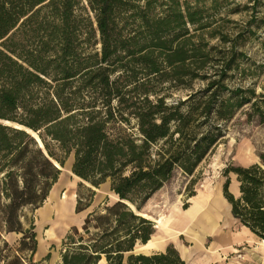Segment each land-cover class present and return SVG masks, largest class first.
<instances>
[{
  "label": "trees",
  "instance_id": "1",
  "mask_svg": "<svg viewBox=\"0 0 264 264\" xmlns=\"http://www.w3.org/2000/svg\"><path fill=\"white\" fill-rule=\"evenodd\" d=\"M86 2L96 27L79 13L83 0H0V182L11 184L8 214L42 207L61 175L51 159L65 167L73 156L72 172L81 180L95 188L110 181L109 191L118 201L108 215L117 218L126 238L108 242L106 234L91 252L81 245L62 264H98L102 256L107 264H186L172 247L150 256L132 254L136 243H147L154 230L125 203L141 210L177 167L192 175L219 138L212 117L229 119L251 103L241 89L227 100L218 98L238 60L239 39L203 22V11L185 0ZM215 37L219 45L209 47ZM95 43L101 51L88 55L84 46ZM210 69L213 75L207 74ZM117 72L122 73L113 80ZM200 80L208 84L199 102L201 91L169 105L148 87L168 81L186 89ZM114 99L119 107H113ZM185 105L189 108L183 111ZM127 112L137 120L140 144L122 126L130 125ZM15 124L37 133L48 156ZM161 142L153 157L152 146ZM230 174L237 176L241 193L238 199L230 194L227 179L224 195L234 217L264 239V167L232 168L225 176ZM17 182H22L21 190ZM35 187L37 199L26 197ZM3 192L9 193L6 187ZM81 203L79 198L77 213L83 211Z\"/></svg>",
  "mask_w": 264,
  "mask_h": 264
},
{
  "label": "rangeland",
  "instance_id": "2",
  "mask_svg": "<svg viewBox=\"0 0 264 264\" xmlns=\"http://www.w3.org/2000/svg\"><path fill=\"white\" fill-rule=\"evenodd\" d=\"M185 1L190 6H197L203 11V22L210 23L215 28L219 27L221 32L232 40L239 39L238 60L234 64V69L228 73V77L223 82L225 87L219 92V102L231 98L233 91L241 89L243 98L251 100V103L244 105L229 119L223 120L217 116L212 117V126L220 128L221 132L217 143L198 165L194 173L192 175L187 174L177 167L172 177L141 205L139 211L155 217L154 207H161L164 211L169 212L172 205L178 201L179 196H181L182 207L188 208L190 197L197 195L207 183L215 186L218 182H224L227 178L225 173L229 169L250 167L254 164L264 167L262 161V157H264V0ZM79 13L83 18H90L96 27L95 14L89 8L86 0H83ZM194 29L191 27V32ZM219 43V37H215L210 40L209 47L219 45ZM230 47L231 43H227L226 48L229 49ZM84 48L88 55H94L101 51V46L97 43L89 47L85 45ZM159 61L163 62L162 59ZM213 71L210 69L207 74L213 75ZM121 73L113 74L112 79H117ZM207 84L206 81L200 80L193 82L186 89H181L173 88L170 82L164 81L152 82L148 84V87L150 90H155L159 97H164L166 103L171 105L188 99L189 95L194 92L201 91L203 94H200L196 99L199 102L202 96L207 94L204 92ZM212 92L213 90L208 95ZM155 99L156 96L150 94V100L154 101ZM112 105L119 107V100L114 99ZM188 108L185 105L182 110L186 111ZM128 113L125 117L129 118L130 125L124 124L122 126L124 128L126 126L127 132L137 138V142L140 144L139 138L141 136L138 133L137 120L129 116ZM162 145L163 142L152 146L153 157L156 156ZM240 151L243 152L239 153ZM245 151L251 153L252 158L250 160L243 159ZM27 158H31V156ZM73 163L74 157L71 156L64 167L67 171L61 172L62 182H58L56 190L59 191L60 195L65 192L75 195L77 201L81 198L83 203L79 205V209L83 208L82 213L85 216L81 227L72 228L71 224L65 232L59 234L57 239L47 238L46 230L50 229V222L45 221L40 215L41 207L25 206L18 211L17 216H10L8 205L11 203L9 196L11 184L6 182L7 185L4 186L3 182H0V264H62L63 257L66 254L72 255L75 252H80L81 245L83 248H87V250H83L84 252H91L94 245L102 244L101 238L106 234H109L106 239L108 242L118 238L122 241L126 238L123 230L118 228L117 218L108 215L107 209L116 201L109 191L110 181L107 180L104 185L97 188L100 192L94 191L86 186L85 181L74 178ZM128 173L129 171H126V174ZM17 186L21 190L23 188L22 182H17ZM4 187L8 189L9 193L3 192ZM39 193V188L35 187L31 194L26 195V197L36 200ZM89 215L91 217L86 226L83 227ZM148 221L154 230V223ZM144 226L148 227V224H144ZM10 227L17 231L10 232ZM43 241L47 242L46 249L42 254H39V248ZM169 247L174 248L172 245ZM129 256L130 253L125 254L124 261ZM98 264H107L106 257L102 256Z\"/></svg>",
  "mask_w": 264,
  "mask_h": 264
},
{
  "label": "bare ground",
  "instance_id": "3",
  "mask_svg": "<svg viewBox=\"0 0 264 264\" xmlns=\"http://www.w3.org/2000/svg\"><path fill=\"white\" fill-rule=\"evenodd\" d=\"M14 126L17 129H23L29 133L47 155L44 145L37 133L17 124ZM242 152L243 151H240L239 153ZM245 152L243 159L250 160L252 158L251 153L249 151ZM51 161L61 172L67 171V169L62 167L57 161L53 159H51ZM73 176L75 179L81 180L76 175ZM85 184L88 188L99 191L89 183L85 182ZM232 190L234 189L232 188ZM113 197L118 201L114 194H112V198ZM75 201L76 196L68 194L67 192L60 195L59 191L55 190L51 194L49 201L46 202L47 205L40 211L42 218L51 223V229L46 230L48 239H57L59 234L65 232L71 224H77L79 227L82 226L83 217L85 215L83 213H74ZM188 202L190 207L184 209L182 207L181 196H179L178 201L172 205L169 212L164 211L161 207H154L156 217L146 212L136 210L135 214L137 216L154 223L155 233L147 243L143 244L137 242L132 253L150 256L157 251H164L167 245L173 242L176 244L180 254L185 257L187 248L180 243L179 236L181 234H185L191 238L196 245L203 246L208 235H213L217 232L216 219L218 214L225 212V207L220 199L219 185L213 186L211 183L205 184L196 196L189 198ZM128 204L133 210L136 209L134 205ZM46 244V241L42 242L39 248V254L45 251Z\"/></svg>",
  "mask_w": 264,
  "mask_h": 264
},
{
  "label": "crops",
  "instance_id": "4",
  "mask_svg": "<svg viewBox=\"0 0 264 264\" xmlns=\"http://www.w3.org/2000/svg\"><path fill=\"white\" fill-rule=\"evenodd\" d=\"M227 179L230 181L229 193L236 199L241 196L240 183L235 174H230L225 178L224 182L216 184L219 185L220 199L225 207V212L219 213L216 219L217 232L213 235H208L203 246L196 245L191 238L181 234L179 236L180 243L187 248L185 257L180 254L176 244L173 242H170L164 251H157V253L165 252L168 246L172 245L177 252L179 251L180 257L186 264H264V239L254 234L240 220L234 217L232 206L224 195V185ZM58 182H62L61 177L52 187L45 204L40 208L41 211L47 205L46 202L49 201L51 194L56 190ZM76 204L77 200L75 201L74 212L75 214H81L82 212L77 213ZM49 224L51 229V223ZM71 227L78 228V225L72 224Z\"/></svg>",
  "mask_w": 264,
  "mask_h": 264
},
{
  "label": "water",
  "instance_id": "5",
  "mask_svg": "<svg viewBox=\"0 0 264 264\" xmlns=\"http://www.w3.org/2000/svg\"><path fill=\"white\" fill-rule=\"evenodd\" d=\"M7 125H9V126H11V124L10 123H6ZM48 156V155H47ZM123 203H125V202H123ZM128 207H130L131 208V206H129V204L128 203H125ZM132 209V211L134 212V213H136L135 211L137 210V209H135V210H133V208H131ZM136 215V214H135Z\"/></svg>",
  "mask_w": 264,
  "mask_h": 264
},
{
  "label": "built area",
  "instance_id": "6",
  "mask_svg": "<svg viewBox=\"0 0 264 264\" xmlns=\"http://www.w3.org/2000/svg\"><path fill=\"white\" fill-rule=\"evenodd\" d=\"M239 257H241V256H239Z\"/></svg>",
  "mask_w": 264,
  "mask_h": 264
}]
</instances>
